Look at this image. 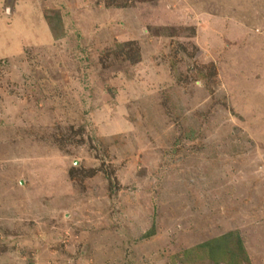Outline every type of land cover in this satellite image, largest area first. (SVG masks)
Here are the masks:
<instances>
[{
	"label": "rangeland",
	"instance_id": "obj_1",
	"mask_svg": "<svg viewBox=\"0 0 264 264\" xmlns=\"http://www.w3.org/2000/svg\"><path fill=\"white\" fill-rule=\"evenodd\" d=\"M229 233L264 264V0H0V264Z\"/></svg>",
	"mask_w": 264,
	"mask_h": 264
},
{
	"label": "trees",
	"instance_id": "obj_2",
	"mask_svg": "<svg viewBox=\"0 0 264 264\" xmlns=\"http://www.w3.org/2000/svg\"><path fill=\"white\" fill-rule=\"evenodd\" d=\"M154 228H151L144 238L154 235ZM233 236L235 240L232 243ZM234 244L233 246L230 244ZM232 246V247H230ZM185 261L190 263H197L205 260L214 261L216 264L219 260L227 261V264H240L241 257L244 254V248L238 235L229 233L210 241L201 243L200 245L184 251Z\"/></svg>",
	"mask_w": 264,
	"mask_h": 264
}]
</instances>
